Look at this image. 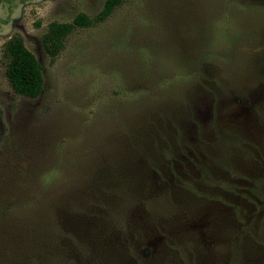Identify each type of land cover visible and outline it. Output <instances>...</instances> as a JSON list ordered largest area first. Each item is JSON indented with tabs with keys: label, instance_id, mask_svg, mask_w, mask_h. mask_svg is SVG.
Wrapping results in <instances>:
<instances>
[{
	"label": "rangeland",
	"instance_id": "1",
	"mask_svg": "<svg viewBox=\"0 0 264 264\" xmlns=\"http://www.w3.org/2000/svg\"><path fill=\"white\" fill-rule=\"evenodd\" d=\"M104 2L0 3V264H264V0H122L45 52Z\"/></svg>",
	"mask_w": 264,
	"mask_h": 264
},
{
	"label": "trees",
	"instance_id": "2",
	"mask_svg": "<svg viewBox=\"0 0 264 264\" xmlns=\"http://www.w3.org/2000/svg\"><path fill=\"white\" fill-rule=\"evenodd\" d=\"M3 0H0V3ZM122 0H105L102 9L94 16L77 14L70 22H50L42 35L45 52L55 57L63 48L64 39L77 27H86L104 21ZM7 59L6 76L13 90L25 97L35 98L44 88L42 66L36 56L26 47L19 33L12 34L4 45Z\"/></svg>",
	"mask_w": 264,
	"mask_h": 264
}]
</instances>
